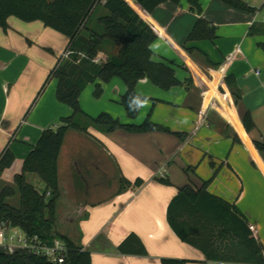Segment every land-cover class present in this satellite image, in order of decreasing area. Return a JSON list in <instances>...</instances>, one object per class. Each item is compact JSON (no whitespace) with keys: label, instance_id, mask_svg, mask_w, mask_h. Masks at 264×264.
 <instances>
[{"label":"crops","instance_id":"0c3cea01","mask_svg":"<svg viewBox=\"0 0 264 264\" xmlns=\"http://www.w3.org/2000/svg\"><path fill=\"white\" fill-rule=\"evenodd\" d=\"M127 1L157 34L153 60L172 66L181 84L164 90L148 78L139 80L136 91L150 103L136 118L121 105L127 86L118 77L89 83L80 106L89 117L105 112L125 124H141L151 114L153 122L184 133L185 139L93 126L88 133L68 131L58 158L57 231L89 251L94 264H161L164 257L188 264H252L209 259L177 235L167 214L180 188L189 184L197 189L213 178L208 190L238 207L264 247V153L254 145L264 139V0H243L253 12L221 0H200L201 14L188 0L164 2L153 12ZM200 17L217 27L213 42L188 41ZM8 25L0 28V153L9 145L15 161L0 174V190L13 183L43 131L73 113L57 98L58 78L48 80L68 38L41 21L11 16ZM230 74L241 92L238 104L225 83ZM97 84L102 86L99 97ZM246 111L256 125L250 132L242 122ZM175 160L179 165L174 171L170 162ZM162 171L168 184L159 180ZM139 178L145 181L141 188H123V179ZM130 234L141 240L147 255L119 249ZM233 244L224 240L219 246L229 251ZM0 247L5 252L18 249L6 243Z\"/></svg>","mask_w":264,"mask_h":264},{"label":"trees","instance_id":"16d2710c","mask_svg":"<svg viewBox=\"0 0 264 264\" xmlns=\"http://www.w3.org/2000/svg\"><path fill=\"white\" fill-rule=\"evenodd\" d=\"M135 1L146 11L153 12L164 2L180 4L181 0ZM221 1L240 10L254 11L243 0ZM188 3L192 10L202 13L200 0H188ZM11 16L26 22L41 21L46 27L68 38L65 52L69 54L64 59H58L48 80L52 76L58 78L57 98L72 107L73 113L43 131L23 161L21 172L14 176L13 183L3 185L0 190V225L5 223L12 228H19L28 237L38 236L45 242L59 238L67 248L64 264H94L89 251L75 245L56 228L57 202L61 194L58 158L67 132L77 130L88 133V128L93 126L107 132L118 129L131 133L162 131L176 134L181 139H185V134L173 132L153 122L151 114L141 124H125L105 112L95 118L89 117L82 110L79 97L89 83L98 79L109 82L118 77L127 86L121 103L128 116L136 118L140 109L130 111L129 98L140 95L136 91L139 80L148 78L164 90L178 86L181 82L172 66L153 60L151 46L157 34L127 0H0V28H8V18ZM250 34H255V28L251 27ZM216 38L217 27L200 17L188 41L213 42ZM260 47L264 50V43ZM188 51L196 49L190 48ZM201 53L207 58L205 53ZM101 58L105 60L99 61ZM225 83L238 104L242 96L234 75L226 76ZM101 94L102 86L97 84L95 96ZM84 118L89 123H84ZM242 122L248 132L256 127L250 111L243 114ZM254 145L264 153V139L255 140ZM14 161L15 156L7 145L0 153V174L9 169ZM27 173H37L45 182V189L38 190L29 183ZM212 179L204 181L197 189L189 184L180 188L169 204L168 223L183 241L202 250L209 259L264 264V247L255 238L238 207L208 190ZM159 180L169 183L165 178ZM122 184L123 188L138 189L145 181L140 178L135 182L123 179ZM14 202L17 204L14 205ZM224 240H232L236 245L233 244L229 251L225 247L222 249L219 245ZM119 249L122 252L148 254L135 234H130ZM0 264L59 263L29 249H17L14 252L0 251ZM161 264H188V260L164 257Z\"/></svg>","mask_w":264,"mask_h":264},{"label":"built area","instance_id":"2783aa9c","mask_svg":"<svg viewBox=\"0 0 264 264\" xmlns=\"http://www.w3.org/2000/svg\"><path fill=\"white\" fill-rule=\"evenodd\" d=\"M69 52L63 53L62 56L67 57ZM161 178H166L165 172L160 174ZM251 231L255 232L253 225L249 226ZM22 233V235H21ZM24 234V235H23ZM14 242L18 249H29L37 254H42L51 261L59 264L65 263V253L67 251L65 243L59 238H54L51 241H42L38 236L28 237L21 229L12 228L9 225L2 223L0 225V244H7ZM264 256V252H263Z\"/></svg>","mask_w":264,"mask_h":264},{"label":"rangeland","instance_id":"374dc122","mask_svg":"<svg viewBox=\"0 0 264 264\" xmlns=\"http://www.w3.org/2000/svg\"><path fill=\"white\" fill-rule=\"evenodd\" d=\"M58 35V34H57ZM65 56H62V59H64ZM122 105V103H121ZM123 106V105H122ZM124 107V106H123ZM126 110V109H125ZM127 113V112H126ZM128 115V114H127ZM161 133H164V135H166V132H162V131H159ZM204 137H206V135H203ZM178 137V136H177ZM198 137V140L200 138V135L197 136ZM170 165L172 167H174V171L178 169V161L175 160V161H172L170 162ZM163 168H166L168 170V166L167 165H164ZM177 172V171H176ZM182 173V171H181ZM27 178H28V182L31 183L32 185H34L38 190H44L45 189V182L41 179V177L37 174V173H28L27 174ZM14 205H16L17 203L14 202L13 203ZM22 235V233H21ZM24 235V234H23ZM10 243V242H9ZM17 246V244H15L14 242L10 243V247L11 249H14L15 247ZM4 249L2 247H0V251H3Z\"/></svg>","mask_w":264,"mask_h":264},{"label":"clouds","instance_id":"9594fccd","mask_svg":"<svg viewBox=\"0 0 264 264\" xmlns=\"http://www.w3.org/2000/svg\"><path fill=\"white\" fill-rule=\"evenodd\" d=\"M129 100L130 111H138L140 108H144L150 103V99L147 96L141 97L140 95H132Z\"/></svg>","mask_w":264,"mask_h":264}]
</instances>
